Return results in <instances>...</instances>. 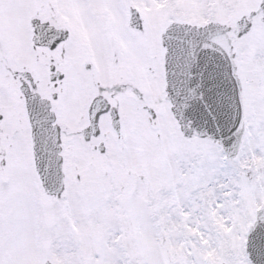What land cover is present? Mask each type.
Wrapping results in <instances>:
<instances>
[{
	"label": "snow or ice",
	"instance_id": "6c2138e0",
	"mask_svg": "<svg viewBox=\"0 0 264 264\" xmlns=\"http://www.w3.org/2000/svg\"><path fill=\"white\" fill-rule=\"evenodd\" d=\"M0 264H264V0H0Z\"/></svg>",
	"mask_w": 264,
	"mask_h": 264
}]
</instances>
